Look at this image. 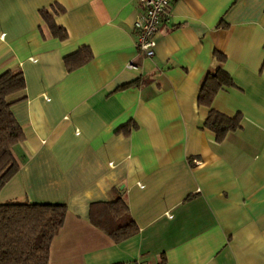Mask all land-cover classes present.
Returning <instances> with one entry per match:
<instances>
[{
    "label": "crops",
    "instance_id": "0c3cea01",
    "mask_svg": "<svg viewBox=\"0 0 264 264\" xmlns=\"http://www.w3.org/2000/svg\"><path fill=\"white\" fill-rule=\"evenodd\" d=\"M53 5L65 40L40 16ZM138 14L131 0H0V75L25 79L0 203L66 205L48 264H264V0H175L151 59ZM83 47L92 60L68 72ZM216 52L234 88L211 108L242 116L222 142L198 105ZM119 198L139 232L116 244L90 207Z\"/></svg>",
    "mask_w": 264,
    "mask_h": 264
},
{
    "label": "trees",
    "instance_id": "16d2710c",
    "mask_svg": "<svg viewBox=\"0 0 264 264\" xmlns=\"http://www.w3.org/2000/svg\"><path fill=\"white\" fill-rule=\"evenodd\" d=\"M64 12L58 5L40 11L51 35L60 40H65L67 33L55 24L54 18ZM92 57L90 49L83 47L65 57L64 64L71 72L89 63ZM214 59L217 65L202 82L198 105L209 109L203 128L214 133L217 142H222L229 133L241 128L242 116L228 117L211 108L221 90L234 88L231 77L222 67L225 56L216 52ZM24 90L25 79L20 70L0 75V191L20 169L13 148L24 140V133L11 108L23 100L14 97ZM127 131L125 128L124 132ZM66 214L64 204L0 203V264H48L51 243L63 227ZM90 222L116 244L139 232L122 198L91 205Z\"/></svg>",
    "mask_w": 264,
    "mask_h": 264
},
{
    "label": "built area",
    "instance_id": "2783aa9c",
    "mask_svg": "<svg viewBox=\"0 0 264 264\" xmlns=\"http://www.w3.org/2000/svg\"><path fill=\"white\" fill-rule=\"evenodd\" d=\"M131 1L139 9L138 17L134 22L136 47L144 57L151 59L155 55L156 33L162 21L168 17L170 6L175 0Z\"/></svg>",
    "mask_w": 264,
    "mask_h": 264
}]
</instances>
